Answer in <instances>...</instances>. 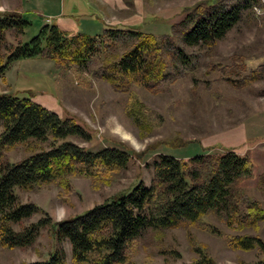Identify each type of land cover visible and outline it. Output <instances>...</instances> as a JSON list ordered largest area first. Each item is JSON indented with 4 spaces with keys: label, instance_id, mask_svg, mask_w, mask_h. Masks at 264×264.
Wrapping results in <instances>:
<instances>
[{
    "label": "trees",
    "instance_id": "1",
    "mask_svg": "<svg viewBox=\"0 0 264 264\" xmlns=\"http://www.w3.org/2000/svg\"><path fill=\"white\" fill-rule=\"evenodd\" d=\"M258 1L200 0L182 8L183 16L166 34L122 26H106L94 35L68 34L56 24H45L28 42L22 40L28 24L23 15L17 10L0 11V72L12 60L38 57L52 60L57 75L73 71L106 81L115 92L127 95V118L141 134H149L164 123V117L143 102L136 88L167 92L187 75L197 82L195 72L203 54L209 55L244 11L254 19L252 6ZM237 67L223 77L230 86L239 88L264 78V63L239 79L244 68ZM225 69L222 71L227 72ZM171 107L172 103L167 109ZM91 136L74 117L59 116L31 95L0 92V244L28 247L46 226L51 227L57 242L47 259L21 264H68L62 245L65 240L71 246V264H137L132 253L137 242L146 241L148 231L195 224L208 215L236 231L257 229L264 222V205L241 185L257 178L264 196V174H255L248 154L221 146L188 158L159 153L152 159L148 185L139 181L129 191L74 217L52 221L46 215L24 223L42 213V208L32 201L21 202L16 188L54 184L61 187V198L68 199L75 192L71 177H88L96 183L127 168L132 155L125 148L91 150L69 139L88 141ZM18 148L27 155L18 161L5 157V151ZM207 225L210 232L223 235L216 225ZM227 238L231 247L264 251L257 234L235 233ZM195 253L196 258L189 262L172 264H216L203 247ZM246 264H264V260Z\"/></svg>",
    "mask_w": 264,
    "mask_h": 264
},
{
    "label": "rangeland",
    "instance_id": "2",
    "mask_svg": "<svg viewBox=\"0 0 264 264\" xmlns=\"http://www.w3.org/2000/svg\"><path fill=\"white\" fill-rule=\"evenodd\" d=\"M80 1L84 3L85 0L75 2ZM198 1L200 0H142L144 19L140 17V24L136 28L155 34L170 33V25L183 16L182 8ZM53 4V0H48L46 4L42 0H0V11L19 9L24 13L23 17L28 24L22 40L28 42L37 34L40 18L51 10ZM86 10L92 15L91 25L95 26L91 27L92 30L82 26L85 31H92L86 32L87 34H97L108 26L104 21L105 17H110L108 12L98 9L95 3ZM70 13L75 19L87 18L86 15H77L75 10ZM45 24L50 23L43 25ZM262 63L264 15L254 16L252 19L244 11L241 20L217 43L209 55L203 54L201 65L195 72L197 82H193L191 75H187L171 85L167 92L152 93L136 88L143 102L164 117V123L160 127L149 134H141L126 116L127 95L115 92L106 81L94 80L87 74L73 71L65 76L57 75L54 62L46 58L10 61L9 67L2 71L4 73L0 72V92L12 91L31 97L43 95L39 98L44 99V104L51 107L49 110L54 109L59 116L74 117L92 135L88 141L74 137L69 139L91 150L119 146L132 155L127 168L113 173L108 179H100L94 183L88 177H71L75 192L68 199L61 198L62 189L54 184L32 189L16 188L15 193L21 202L32 201L42 208V213L33 214L24 223L36 222L46 215L52 221L74 217L94 204L129 191L139 181L148 185L152 177V159L159 153L188 158L197 153L220 150L218 140L227 136L232 127L264 103V78L235 88L227 84L223 77L228 75V70L239 69L237 66L242 65L244 69L241 70L239 79ZM222 68H226L227 72L222 71ZM171 103L169 110L167 107ZM26 155L27 152L20 148L5 151V157L10 161H18ZM241 185L250 196L259 199L264 205V196L258 189L257 178L245 180ZM206 224L216 225L223 235L210 232ZM12 227L19 229L18 224ZM235 233L257 234L264 243V222H259L257 229L236 231L212 215L204 216L195 224L153 233L148 231L143 239L146 241L137 242L132 257L137 264L189 262L196 258L195 249L203 247L216 264H246L257 259L264 260V251L256 247L250 250L231 247L227 235ZM62 245L66 260L71 264L70 243L65 240ZM56 248L53 231L46 226L28 247L9 248L0 244V264L45 260Z\"/></svg>",
    "mask_w": 264,
    "mask_h": 264
},
{
    "label": "crops",
    "instance_id": "3",
    "mask_svg": "<svg viewBox=\"0 0 264 264\" xmlns=\"http://www.w3.org/2000/svg\"><path fill=\"white\" fill-rule=\"evenodd\" d=\"M75 1L53 0V7L46 15H42L38 26L41 27L44 23L49 22L50 24H56L59 29L68 34L76 32L92 33L90 30L95 26L91 25L92 18L90 16L92 15L86 9L90 8L93 3L97 5L98 9L110 14V17H105L104 19L108 26L136 27L140 24V17L142 16V20L144 19V15H142L144 14L142 0H85L84 3L82 1L76 3ZM47 2L48 0H42L43 4ZM17 10L24 16L22 11ZM72 10H75L77 15H86L87 18L84 20L82 18L75 19L70 13ZM98 12L100 13V11ZM125 19L127 21H124ZM82 26L90 28V30L85 31ZM98 29H100V26H98ZM39 97H43V95L32 96V99L50 109L51 107L44 104V99L41 100ZM51 110L56 112L54 109ZM228 133L227 136L218 140V144L231 147L238 154H248L253 160L255 174H264V103L245 116Z\"/></svg>",
    "mask_w": 264,
    "mask_h": 264
},
{
    "label": "built area",
    "instance_id": "4",
    "mask_svg": "<svg viewBox=\"0 0 264 264\" xmlns=\"http://www.w3.org/2000/svg\"><path fill=\"white\" fill-rule=\"evenodd\" d=\"M252 12L256 17L264 15V0H259L257 3L253 4Z\"/></svg>",
    "mask_w": 264,
    "mask_h": 264
}]
</instances>
